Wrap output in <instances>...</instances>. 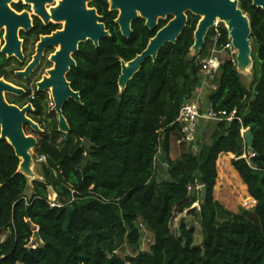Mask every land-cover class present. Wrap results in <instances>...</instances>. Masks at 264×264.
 Returning a JSON list of instances; mask_svg holds the SVG:
<instances>
[{"label": "trees", "instance_id": "16d2710c", "mask_svg": "<svg viewBox=\"0 0 264 264\" xmlns=\"http://www.w3.org/2000/svg\"><path fill=\"white\" fill-rule=\"evenodd\" d=\"M239 3L251 24L253 86L246 87L234 60H225L207 100L215 112L236 110L241 121L209 122L198 138V153L185 152L176 160L170 157V133L201 80L198 57L191 56L200 17L189 13L177 43L167 44L156 61L149 59L121 92V62L141 54L168 21L161 20L152 31L139 18L127 38L108 1L93 4L110 36L99 47L82 43L73 55L76 66L67 80L82 103L71 100L64 108L70 127L64 147L52 138L63 134L58 122L51 135L48 129L25 127L37 138V156L46 157V182H30L18 172L21 161L14 148L0 141V235L9 233L0 240V264H264V10L252 0ZM49 30L37 22L32 33ZM216 30L223 47L230 41L224 25L211 29L206 42ZM10 63L0 53V78L12 82ZM6 99L24 104L13 94ZM44 99L38 93L32 102L29 117L34 121L45 120ZM247 129L254 135L253 153L244 138ZM86 139L93 144L90 150L84 147ZM225 153L235 156L232 166L256 201L255 220L233 215L215 200L217 162ZM87 157L92 162L84 167ZM158 159L167 164L164 178L157 173ZM48 186L56 191L60 207L51 206ZM197 186L207 190L204 201ZM198 202L203 240L195 245L194 232L184 221L179 235L173 234L171 222L176 212ZM141 226L149 231L148 251L141 248ZM122 247L132 253L122 256Z\"/></svg>", "mask_w": 264, "mask_h": 264}, {"label": "water", "instance_id": "95a60500", "mask_svg": "<svg viewBox=\"0 0 264 264\" xmlns=\"http://www.w3.org/2000/svg\"><path fill=\"white\" fill-rule=\"evenodd\" d=\"M14 0H0V30L6 27V44L1 48V53L8 58H23L21 52V42L18 38V29L23 26L26 30L31 27L28 13L17 15L9 6ZM27 3H34V9L46 23H49L50 15L45 9V3L53 0H25ZM85 0H65L58 8L52 9V18L55 21H65V30L55 33L51 37H44L38 46L34 61L24 72H19L20 76L29 78L43 57L44 51L48 47H56L61 44V50L52 56L55 63L54 69L49 71L50 77H45L38 83L40 92L49 91L52 87V96L55 102L54 111L59 119V131L69 133L70 127L64 116V108L69 101L81 104L80 93L74 91L67 75L76 66L73 55L78 52L81 43L91 41L95 47L100 46V42L110 36L104 23L101 22L95 10L88 9ZM253 5L264 10V0H252ZM111 10L119 11L116 23L120 26L124 37L133 34L132 23L139 18L146 20V27L155 30L159 20L172 17L170 22L160 29L149 41L147 48L133 60L121 62V75L119 77V88L121 92L125 90L129 82L139 73L144 64L152 59L156 61L159 52L167 44H176L179 37L188 25V14L191 13L200 17V21L194 32V44L191 54L194 57L201 55L206 46V38L211 29L216 26V19L225 24L232 43L237 51L236 67L237 71L247 74L248 69L253 65L252 59V38L251 24L249 17L240 7L239 0H112ZM7 94L23 96L25 91L22 88L0 78V141H7L15 150L16 156L20 159L18 172L25 175L30 182L37 180L33 170V157L31 151L36 149L38 141L33 136H28L25 127L29 126L36 132H42L40 126L35 123L28 113L33 110L32 106L21 109L10 104ZM244 138L248 146L249 153H253L254 135L251 129L244 131ZM84 147L90 150L93 144L89 139L84 141ZM92 162L90 157L86 158L84 167ZM54 175L50 176L53 180ZM32 180V181H31ZM39 180V179H38ZM50 202H57V193L53 186L47 187ZM207 197V190L203 186L201 189V199ZM35 239L41 242L39 231L35 232Z\"/></svg>", "mask_w": 264, "mask_h": 264}, {"label": "rangeland", "instance_id": "374dc122", "mask_svg": "<svg viewBox=\"0 0 264 264\" xmlns=\"http://www.w3.org/2000/svg\"><path fill=\"white\" fill-rule=\"evenodd\" d=\"M15 2H17V1H15ZM10 5L12 6V4H10ZM165 20H169V18H167ZM220 25L225 26L224 23L217 22L216 26L214 28L217 29ZM1 39H3V37H1ZM206 44L207 45L203 49L204 53L201 54L202 57H205V56L211 54L212 49H213L212 39H211V41L206 42ZM55 50H57V49L56 48L51 49L46 53L48 56V59L45 58L44 63H43V67L39 70L40 73L42 72L43 74L44 73L47 74V71L45 70L44 66L47 63H50L49 56L51 53L55 52ZM191 56L194 57L193 53L191 54ZM219 57H220V61L232 59L236 63L237 52L226 51L225 53H221L219 55ZM198 58L200 59L199 56H198ZM53 65L54 64L51 62L50 66H53ZM242 76H243V81H244L246 87L251 88V86H253V80H254L253 67L251 66L248 69V73L242 74ZM214 78L215 77L208 78V82H209L211 87H212L211 81L214 80ZM202 84L203 83L200 80L199 86L196 87V90L198 89V91H201V89L199 90V88L201 87L200 85H202ZM51 101H52V96H51V91H49V92H47V95H46V102L45 103H46L47 107H46V115H45V120H44L46 123L45 125L48 129L49 135L52 134L53 129L56 127V123L58 122V117L53 110V106H51ZM209 122H213V121L201 122L200 131L197 133L198 135L202 136V130L203 129H204V131H203V134H204L206 127L209 124ZM26 134L28 136H33L36 138L35 135L30 133V131L29 132L27 131ZM198 135H197V141H198ZM52 138L57 143L59 148L64 147V141H65L64 133L57 135V136L52 135ZM208 142L210 143V140H208ZM196 145H197V142H196ZM196 145L190 144V145L185 146V148H186L185 151L186 152H193L194 154H197L198 149L196 148ZM198 147H199V145H198ZM31 154L33 157V170L37 175V177L35 179H37V180L39 179L42 182H46V177L44 176V172H43V164H45L46 161H40L39 160V157L37 156V152L35 149H33L31 151ZM234 158H235V156H234ZM219 160H220V158L218 159V162H217V168H218V164L220 165L219 166V175H218L217 181L219 180L218 182L220 183V186L217 190V198L215 200L218 201L225 208V210L228 211L229 213H232L233 215L244 214L248 218L255 220L257 217L253 212V208H252L253 206L252 205L245 206L246 200L248 199V198H246L248 194L245 190V187H243V185H242L241 177L239 176V174L237 175L238 172L235 170V168L232 166V164L229 163L228 159L223 158L220 161ZM226 167H228V170L226 169ZM163 168L164 167L162 166L161 169L163 170ZM161 173H164V172L161 171ZM219 183L216 182V185H218ZM200 188H201V186H197L198 190H200ZM200 208H201V204L198 202V203L194 204V206H192V208L187 209L183 213L176 212L174 217H173V220L171 222V229H172L173 234H175V235L180 234V230H179L180 229V223H181V221H184L185 225L189 229H192L194 232V234H193L194 244L200 245L202 243V240H203V231H202V225H201V216H200L201 210H200ZM141 228H142V233H143L142 234V240H141V248L143 251H148L150 248L149 245L151 242L150 235H149V232H145V230L142 226H141ZM8 235H9L8 232H3L0 235V240L5 241L6 238L8 237ZM130 253H132V251L128 247H122L119 250V254H121L122 256L129 255Z\"/></svg>", "mask_w": 264, "mask_h": 264}, {"label": "flooded vegetation", "instance_id": "af4514ba", "mask_svg": "<svg viewBox=\"0 0 264 264\" xmlns=\"http://www.w3.org/2000/svg\"><path fill=\"white\" fill-rule=\"evenodd\" d=\"M15 1H17V2H15ZM62 1H65V0H53L52 2L45 3V9H46L47 13L51 16L49 23H46V21L39 14L36 13V11L34 9L35 4L33 2L27 3L25 0H14V1H12V3H10V4H12V6L9 4V6L12 8V10L17 15H22L23 13H28L29 18H30L31 27L28 30H26L23 26L19 27V29H18V38H19V41L21 42V52L23 55L22 59H20L18 57L8 58L7 56H5L1 53V48H3L4 45L6 44V39H5L6 27H4L3 29L0 30V53L7 60L11 61L10 65L7 67V70L9 72L12 71V74H11L12 75L11 76L12 82H10V81H7V82L15 85L16 87L22 88L25 91V94L23 96H19V97L23 98L22 101H24V104L22 106H20V105H16V106L20 107L21 109L27 107L28 105L32 106L33 110L28 113V116L31 112L34 111V106H33L32 102L34 99L37 98V94L41 93V94L47 95V92L50 91L49 90V91L40 92L38 90L37 85H38V83L42 82L45 77H47V78L50 77L49 71L53 70L54 66H55V63L52 61V56L61 50V44H59L56 47H48L45 49L43 57L40 60V63L37 65V67L34 69V71L30 74L29 78H25L23 76H20L18 73L24 72L26 70V68L34 61V57L37 54L38 46L41 43L42 38L51 37L55 33L62 32L65 30V21H55L52 18V13H51V10L58 8ZM85 1H89V2H87L88 9L95 10L97 15L99 17H101V22H102V16L98 13L97 8L94 7L93 4L97 1H108L109 11L110 12H116L117 13L116 20L118 19L119 11H112L111 10L110 1H112V0H85ZM171 19H172V17H169V20H166V21H168V23H169ZM116 20H115V22H116ZM162 20H165V19H162ZM160 21L161 20H159L158 26L160 24ZM37 22H39L43 27L49 28L50 30L48 32H42L39 35L32 33L34 31V29L36 28ZM145 26H146V20H145ZM158 26L156 28H158ZM156 28H155V30H156ZM1 37H3V39H1ZM55 48L57 50H55V52L51 53L49 56L50 63H47L44 66L45 70L47 71V74H45V73L43 74L42 72L40 73L39 70L43 67V63H44L45 58L48 59V56L46 53L49 50L55 49ZM51 62L54 64L53 66H50ZM0 69H1V67H0ZM1 79H4L6 81L5 78H1ZM28 91L31 92L30 95H28ZM51 96H52V93H51ZM44 100L46 101V99H44ZM52 101H53L54 106H55V102H54L53 98H52ZM54 106H53V110H54ZM57 117H58V115H57ZM34 122L40 126V128L42 129V132L46 131L47 127H46V125H45L46 123L44 121H42V122L34 121ZM58 125H59V119H58Z\"/></svg>", "mask_w": 264, "mask_h": 264}, {"label": "built area", "instance_id": "2783aa9c", "mask_svg": "<svg viewBox=\"0 0 264 264\" xmlns=\"http://www.w3.org/2000/svg\"><path fill=\"white\" fill-rule=\"evenodd\" d=\"M220 35L218 31L216 30V35L212 38V45L213 49L211 54L202 57L200 55L199 64H200V77L201 81L204 84L208 82V78L216 77L218 75L220 66L223 63V61H220L219 55L221 53H225L226 51H236L232 40L224 45L223 47L218 46ZM51 106H54L53 101H51ZM235 119H238L241 121L239 117H237L236 110H234L231 113L227 112H215L211 107L208 108L205 111H202L201 108L195 104V103H187L185 104L181 110L180 113L175 121V124L177 125V129L180 132L181 138L179 140V144H195L197 142V133L199 132V128L201 127V122L203 121H233ZM197 148V145H196ZM254 156V155H253ZM40 161H46L45 156L39 157ZM191 189V188H190ZM201 189V188H200ZM52 207L58 206L60 207V204H57V202H50ZM248 205H254V200L251 198H248L246 200L245 206ZM143 227V226H142ZM145 230V228H144Z\"/></svg>", "mask_w": 264, "mask_h": 264}, {"label": "crops", "instance_id": "0c3cea01", "mask_svg": "<svg viewBox=\"0 0 264 264\" xmlns=\"http://www.w3.org/2000/svg\"><path fill=\"white\" fill-rule=\"evenodd\" d=\"M211 83H212L211 84L212 87L210 86L209 82L204 84V85L203 84L200 85L201 87L199 88V90L201 89V91H198V89H197L194 93V97L191 99V101L189 103L198 104L202 110H207L208 108H210V104H209L207 98H208L209 94L216 88V86L214 85V80H212ZM199 137H200V135H198V138ZM180 138H181V135H180V132L178 129H176L170 133V157L172 160H176V159L180 158L181 155L186 152L185 146H187V145L186 144H183V145L179 144ZM160 153L162 154V151ZM223 158L228 159L229 163L232 164V160L234 159V155L231 153H225V154H222L220 156V160ZM158 161L159 162L161 161V163H159L158 169H157L158 176H159V178H164L166 175L165 173L167 171L166 170L167 164L162 159H158ZM162 166L164 167L163 168L164 171L161 169ZM219 166L220 165L218 164V175H219ZM226 169L228 170V167H226ZM161 171L164 173H161ZM237 175H238V173H237ZM218 181H217V183H219ZM242 185H243V187H245V190L248 194L246 198H250V195L248 193V188L244 184L243 181H242ZM219 186H220V183L215 186L216 187L215 192H214L215 199L217 198V190H218Z\"/></svg>", "mask_w": 264, "mask_h": 264}, {"label": "clouds", "instance_id": "9594fccd", "mask_svg": "<svg viewBox=\"0 0 264 264\" xmlns=\"http://www.w3.org/2000/svg\"><path fill=\"white\" fill-rule=\"evenodd\" d=\"M202 187H203V186H201V189H202ZM201 189H200L199 191H201ZM250 198L253 199L251 196H250ZM253 200H254V199H253ZM255 206H256V201L254 200V205H253L252 208H254ZM145 230H146V229H145ZM146 232H149V231L146 230Z\"/></svg>", "mask_w": 264, "mask_h": 264}, {"label": "bare ground", "instance_id": "6f19581e", "mask_svg": "<svg viewBox=\"0 0 264 264\" xmlns=\"http://www.w3.org/2000/svg\"><path fill=\"white\" fill-rule=\"evenodd\" d=\"M217 22H221L219 18L216 19L215 24H216ZM58 52H59V51H58ZM51 90H52V87L50 88V91H51ZM51 93H52V92H51ZM52 98H53V96H52Z\"/></svg>", "mask_w": 264, "mask_h": 264}]
</instances>
